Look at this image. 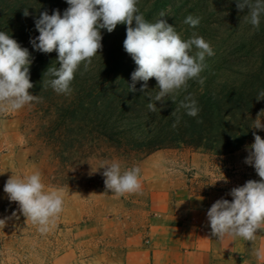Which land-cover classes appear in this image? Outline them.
<instances>
[{"label":"trees","instance_id":"trees-1","mask_svg":"<svg viewBox=\"0 0 264 264\" xmlns=\"http://www.w3.org/2000/svg\"><path fill=\"white\" fill-rule=\"evenodd\" d=\"M27 3L52 11L58 8V0H0V18L24 11ZM159 3H149L147 15ZM249 29V34L237 37L225 50H214L213 56L206 57L203 85L189 81L175 102L171 97L165 98L163 106L157 101L155 112L147 107L149 102L155 103L149 100L155 96L154 90L141 92L143 82L138 81L136 91H129L137 66L123 48L126 29L110 36L104 56L96 64L87 71L79 67L67 95L42 87L43 80L51 78L44 74L47 69L58 66L53 61L55 51L44 54L31 46L34 86L29 91L42 100L30 106L42 113L36 136L39 151L49 157L47 182L58 188H91L93 172H101L104 162L118 160L122 169L131 168L161 149L205 151L213 157L246 149L256 131L251 126L264 109V100L256 99L264 91V16L259 30L250 24ZM187 95L197 101V117L179 107ZM177 117L179 122L173 127ZM97 178L104 185L103 175Z\"/></svg>","mask_w":264,"mask_h":264},{"label":"rangeland","instance_id":"rangeland-1","mask_svg":"<svg viewBox=\"0 0 264 264\" xmlns=\"http://www.w3.org/2000/svg\"><path fill=\"white\" fill-rule=\"evenodd\" d=\"M152 1L139 0L138 3L147 21L156 22L160 19L159 13L166 11L167 16L161 19L174 25L182 39L187 40L195 33L209 42L213 50H225L237 37L250 33L249 24L243 21L247 8L243 12L238 10L236 0H171L169 4L159 0L161 3L152 7L147 15L148 4ZM27 7V17L21 11L0 18V31L7 32L33 54L30 38L39 35L35 19L44 11L51 15L52 10L30 3ZM67 7L66 0H58L57 9L61 15ZM188 15L200 18L197 27L184 23ZM121 29H126V25H118L111 33L101 29L103 47L90 66L104 56V46L110 36ZM53 56L59 67L57 53ZM152 80L148 88L157 92V82L155 78ZM32 110L33 107L27 105L18 111L0 114V219L6 220L5 227L0 226V264H121L128 246L148 245L153 235V212L147 184L140 181L139 193L117 197L98 182L97 176H101L104 169L93 172L91 188H63V210L49 232L41 233L38 226L26 221L18 203L10 202L3 191L7 179L12 174L23 176L39 171L46 190L58 188L47 182L51 171L49 157L38 149L36 133L42 113ZM261 122L264 123V119ZM255 132L264 138V131ZM247 155L246 149L221 157L183 148L161 149L137 164L141 169L139 179L144 172L153 174L154 182L161 186L164 178H155L154 174L172 167L179 177L178 182L183 180L197 191L208 194L211 205L220 198L231 201L228 193L233 187L242 186L249 179H260L255 169L244 163ZM254 249H264V231L257 233L254 242L233 238L232 257L225 264H264V260L253 255Z\"/></svg>","mask_w":264,"mask_h":264},{"label":"clouds","instance_id":"clouds-1","mask_svg":"<svg viewBox=\"0 0 264 264\" xmlns=\"http://www.w3.org/2000/svg\"><path fill=\"white\" fill-rule=\"evenodd\" d=\"M66 3L68 7L62 15L56 9L51 15L47 11L41 12L35 19L39 35L30 38L33 49L44 54L55 51L59 64V67L50 66L44 73L51 78L43 80L42 87L50 86L57 94H70L71 83L81 64L87 71L93 58L102 50L101 29L111 33L120 24L126 25L123 48L137 66L131 74L129 91H136L138 81L143 82L141 92L148 88L150 79L155 78L157 82L158 91L154 97L149 96L150 101H155L148 103L150 111L157 110V101L163 106L168 100L166 97L175 102L176 96L187 90L189 81L196 80L203 85L201 73L207 66L205 60L215 54L214 50L209 42L195 33L187 40L182 39L174 25L161 19L167 16L166 11H161L160 19L152 23L140 12L139 0H66ZM236 7L241 12L247 8L244 23L259 30L264 16V0H236ZM23 15L29 16L27 8ZM184 23L195 28L200 18L188 15ZM33 59L27 48L7 32L0 31V114L18 111L42 100L29 91L34 86L30 80ZM256 99L264 100V91ZM179 107L191 117H197L200 111L191 95L185 96ZM176 111L178 109L171 115L175 116ZM262 114L264 109L257 114L251 128L264 131ZM178 122L179 117L173 127ZM252 135L254 142L246 146L248 155L244 163L252 166L260 179H249L242 186L233 187L228 193L231 201L220 198L207 210L211 235L217 240L232 237L254 242L257 233L264 231V138L255 131ZM101 168L104 169L106 191L117 197L141 191V169L138 166L122 169L121 163L113 160L104 162ZM3 191L10 202L18 203L26 221L38 226L41 233L51 230L63 210L64 189L46 190L39 171L23 176L12 174ZM5 225L6 220L0 219V226ZM253 255L264 260V249H254Z\"/></svg>","mask_w":264,"mask_h":264},{"label":"crops","instance_id":"crops-1","mask_svg":"<svg viewBox=\"0 0 264 264\" xmlns=\"http://www.w3.org/2000/svg\"><path fill=\"white\" fill-rule=\"evenodd\" d=\"M141 175L140 181L149 189L153 235L144 247L128 246L121 264H225L232 257L233 238L217 240L211 235L208 194L183 180L178 182L172 167L154 174L164 178L161 186L154 182L153 174Z\"/></svg>","mask_w":264,"mask_h":264}]
</instances>
